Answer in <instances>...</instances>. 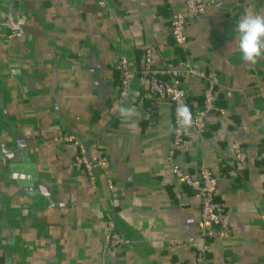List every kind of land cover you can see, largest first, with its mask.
<instances>
[{"label": "crops", "instance_id": "crops-1", "mask_svg": "<svg viewBox=\"0 0 264 264\" xmlns=\"http://www.w3.org/2000/svg\"><path fill=\"white\" fill-rule=\"evenodd\" d=\"M104 1L0 0V264H196L199 251L202 264H264V59L248 64L232 45L236 17L264 14V0H207L185 26L192 65L217 79L218 110L174 156L217 176L229 226L205 235L197 191L167 163L171 101L116 102L120 55L138 67L150 47L155 65H176L168 18L184 0ZM179 83L192 112L204 80ZM128 106L135 117L118 114ZM77 142L90 161L106 156L93 184ZM108 220L124 242L106 243Z\"/></svg>", "mask_w": 264, "mask_h": 264}, {"label": "built area", "instance_id": "built-area-1", "mask_svg": "<svg viewBox=\"0 0 264 264\" xmlns=\"http://www.w3.org/2000/svg\"><path fill=\"white\" fill-rule=\"evenodd\" d=\"M100 6L105 5L104 0H96ZM207 0H184L183 9L173 12L168 18V27L174 44L182 51V56L176 65H155L152 61V53L150 47H146L143 52V59L138 67L133 66L125 55H120L114 67L120 76L119 95L116 99L117 104L123 101L133 103L139 97L147 93L151 96L164 97L172 103V136L167 153V163L172 172L178 176L183 182L195 189L200 197L201 202V235L208 233L209 229L218 228L226 230L229 226V215L223 208L222 204L215 197V189L217 184V176L205 165L200 164L197 173L191 175L183 171L179 164L175 161V151L184 140L185 131L178 130L176 107L178 104H185L187 92L180 85L179 78L182 75H193L204 80L202 89V101L200 105L192 111L193 126L191 130L196 135H202L207 129L206 118L209 113L218 110L217 96L215 93L217 79L213 75H209L205 70L192 65L188 54L189 41L185 32V26L189 19L199 16L209 7ZM236 17V21L240 18ZM8 29L14 28L7 24ZM132 81H136V87H132ZM66 141H73L74 136L66 134L62 137ZM78 150L74 155V164L77 167L83 166L86 170L89 183L93 184L95 180V170L105 161L106 156L99 150H96V158L90 161L87 158L85 147L82 143L77 142ZM262 156L264 158V141L262 143ZM247 155L245 151L239 149L236 151L233 161H244ZM0 160L4 162V156H0ZM105 241L109 246L118 245L123 238L114 230L110 220L106 221ZM177 241H180L179 239ZM203 253L199 251L196 255V264H202Z\"/></svg>", "mask_w": 264, "mask_h": 264}, {"label": "clouds", "instance_id": "clouds-1", "mask_svg": "<svg viewBox=\"0 0 264 264\" xmlns=\"http://www.w3.org/2000/svg\"><path fill=\"white\" fill-rule=\"evenodd\" d=\"M232 45L235 46L240 58L248 64H255L258 59H264V14L246 12L240 16L236 21ZM118 114L123 118H133L136 109L134 106L120 107ZM176 118L180 131H187L193 126L192 112L186 104L177 105ZM132 122L138 124L135 119Z\"/></svg>", "mask_w": 264, "mask_h": 264}, {"label": "trees", "instance_id": "trees-1", "mask_svg": "<svg viewBox=\"0 0 264 264\" xmlns=\"http://www.w3.org/2000/svg\"><path fill=\"white\" fill-rule=\"evenodd\" d=\"M261 148H262V145H261Z\"/></svg>", "mask_w": 264, "mask_h": 264}]
</instances>
